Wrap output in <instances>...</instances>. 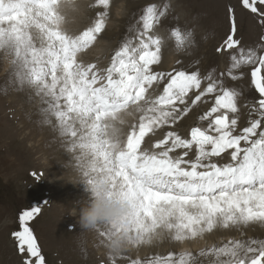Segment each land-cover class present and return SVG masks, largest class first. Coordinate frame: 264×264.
Returning <instances> with one entry per match:
<instances>
[{
  "label": "snow or ice",
  "instance_id": "snow-or-ice-1",
  "mask_svg": "<svg viewBox=\"0 0 264 264\" xmlns=\"http://www.w3.org/2000/svg\"><path fill=\"white\" fill-rule=\"evenodd\" d=\"M111 3L94 0L89 7L102 10L73 34L65 27L66 10H76V0H0V61L10 68V82L39 98L46 122L54 119L69 151L79 153L88 183L102 176L131 204L127 226L100 227L111 264H264V239L233 236L206 242L220 231L243 237L245 229L264 226V43L242 45L230 7V31L216 49L230 53L226 74L158 70L166 39L177 51H187L194 38L179 25L167 38L159 35L171 5L149 2L107 67L85 63L80 55L105 32ZM242 6L264 25V0H242ZM249 66V91L256 95L244 107L255 118L241 129L243 91L225 87L223 77L241 80ZM209 96L212 106L187 138L175 130L156 138ZM31 175L37 181L43 177L35 171ZM41 211L22 210L19 227L11 233L23 264H47L31 227ZM117 237L124 241L121 246L114 243ZM165 241L180 246L204 241L205 246L143 260L124 255Z\"/></svg>",
  "mask_w": 264,
  "mask_h": 264
},
{
  "label": "rangeland",
  "instance_id": "rangeland-1",
  "mask_svg": "<svg viewBox=\"0 0 264 264\" xmlns=\"http://www.w3.org/2000/svg\"><path fill=\"white\" fill-rule=\"evenodd\" d=\"M93 2L94 0H76L80 5L77 10L69 9L73 16L69 17L72 20L65 25L71 28L69 32L79 34L92 23L97 11L102 10L89 7ZM149 2L171 5L170 14L158 30L159 35L167 38L171 28L179 25L191 30L194 38V44L187 51H177L174 42L166 39L162 63L158 70L171 71L173 68L199 70L202 77L209 73H214L215 76H219L221 72L226 74L231 64L230 53H217L216 49L230 31L228 12L230 7L235 10L242 45L247 49L257 48L264 43L261 39L264 37V25L259 23L256 14L242 6V0H112L107 28L93 45L102 47L105 51L98 54V60H89L88 63L96 62L100 65L101 62L100 67H107L115 50L120 47L125 37L131 35L129 29L136 23L142 9ZM117 7L121 14L119 17L115 14ZM177 61H180V64H177ZM169 62L172 63L171 66L167 65ZM250 71V66L244 68L245 75L241 80L233 81L227 75L223 77L225 87L243 91L239 114L241 129L248 125L250 119L255 118L254 114L249 115L250 109L244 107L256 95L249 91ZM10 79V68L0 61V264H23L24 257L18 253L11 233L19 227V213L29 207L42 209L31 223V227L38 238L47 264H111L110 250L101 242L103 238L99 235L100 228L94 231L83 230L78 223L80 217L69 215V209L78 208L80 211L84 207L83 201L79 202L70 196L73 194L71 186L76 187L74 185L76 183L66 179V177L77 179L82 175L77 160L79 153L73 152L76 163L72 166L67 168L68 162L65 163L64 159L61 163L59 151H67L70 156L72 152L69 151L66 138L61 137L55 126L56 121L53 119L52 123H47L41 114L40 109L43 105L38 102L39 99L31 90H18ZM206 84L207 81L203 86ZM205 99L207 103L199 102L193 106L192 111L179 121L174 129H161L157 137L162 138L166 131L175 130L187 138L190 127L200 124L199 117L212 106L214 98L209 96ZM129 122L134 121L129 118ZM48 126H51L50 131L46 130ZM61 165L63 169H60ZM34 171L43 173L41 180L37 181L32 177L31 173ZM49 175L55 176L57 183H50ZM244 232L245 235L240 237L235 231H220L207 237L206 242L216 243L221 237L233 236L264 239V226L255 225ZM203 246L205 242L201 241L198 248L192 251H199ZM143 250H146L145 255L139 257L134 254L136 250H130L124 255L143 260L155 254L166 255L169 251L178 252L181 249L178 245L165 241L142 246L137 251ZM104 252L108 257L103 255ZM118 264H127V261H118Z\"/></svg>",
  "mask_w": 264,
  "mask_h": 264
},
{
  "label": "clouds",
  "instance_id": "clouds-1",
  "mask_svg": "<svg viewBox=\"0 0 264 264\" xmlns=\"http://www.w3.org/2000/svg\"><path fill=\"white\" fill-rule=\"evenodd\" d=\"M66 179L72 183L85 184L92 195L90 202L79 212L78 223L81 229L94 231L108 224L127 226L125 220L132 212L131 204L119 197L118 189L114 190L109 181L101 176L97 177L94 183H88L83 174L79 179L73 177H66ZM69 210V215L77 214L76 209ZM114 243L121 246L124 241L122 237H117Z\"/></svg>",
  "mask_w": 264,
  "mask_h": 264
},
{
  "label": "bare ground",
  "instance_id": "bare-ground-1",
  "mask_svg": "<svg viewBox=\"0 0 264 264\" xmlns=\"http://www.w3.org/2000/svg\"><path fill=\"white\" fill-rule=\"evenodd\" d=\"M81 3H83V1L81 2ZM77 4V3H76ZM80 5V4H79ZM79 5L77 4V6L79 7ZM77 7V8H78ZM80 9H81V6H80ZM77 10V9H76ZM66 12H67V17H68V21H71L72 19H69V17L72 15L73 16V14H71L72 12H71V10H66ZM75 12V11H74ZM79 12V11H78ZM76 14V13H75ZM115 14H116V16H120L121 14H120V10H119V7H117L116 9H115ZM78 15V14H77ZM79 16V15H78ZM117 17V18H118ZM74 18H76V17H74ZM73 18V19H74ZM76 21H78V19L76 20ZM70 23V22H69ZM76 23V22H75ZM79 24V23H78ZM72 26V25H71ZM67 29H68V31L71 29L70 27H66ZM82 28V27H81ZM175 49V48H174ZM105 50L101 47H99V46H97V47H92L90 50H88V52H86V53H84V54H81L80 55V58L85 62V63H88V61L89 60H98L99 59V57H98V54H100L101 52H104ZM166 52V51H165ZM168 52V51H167ZM172 52V50L170 51V53ZM175 53V52H174ZM105 54V53H104ZM167 55V54H166ZM165 55V56H166ZM164 56V57H165ZM167 58V57H166ZM165 58V59H166ZM101 61V60H100ZM165 61H167V59L165 60ZM93 62V61H92ZM172 62V61H171ZM89 63H91V62H89ZM96 63V62H95ZM172 64V63H171ZM171 64H170V62H169V64H167V65H169V66H171ZM99 66H101V62H100V65ZM168 66V67H169ZM20 94V93H19ZM18 95V94H17ZM19 97H20V95H19ZM18 97V98H19ZM17 98V97H16ZM20 99V98H19ZM39 99V98H38ZM17 101V100H16ZM38 101V100H37ZM39 102V101H38ZM15 103V102H14ZM39 105H40V103H39ZM23 109V108H22ZM21 109V110H22ZM38 113H39V111H38ZM22 114V113H21ZM19 117V116H18ZM51 125V124H50ZM35 127V126H34ZM49 128H51V126H48V129H46L47 131L49 130ZM30 131V130H29ZM45 131V130H44ZM47 131H45V132H47ZM50 131V130H49ZM45 134V133H44ZM35 136V135H34ZM163 136V135H162ZM39 137V136H38ZM44 137V136H43ZM157 138H159V137H157ZM32 139H33V137H32ZM40 140V139H39ZM38 141V140H37ZM44 142V141H43ZM41 143V142H40ZM67 144V146H68V143H66ZM59 153H60V156H59V158H62V162L61 163H63V159L65 160L64 162L65 163H67V168L68 167H70V166H72L74 163H76V159H75V155H74V153L72 152L71 153V156L70 155H68L69 153H67V151H63V152H60L59 151ZM60 169H63V167H62V165L60 166ZM66 169V168H65ZM57 170V169H56ZM50 179H49V181H50V183H57V179H56V177L55 176H52V177H50V175L48 176ZM77 179H79V178H77ZM74 185H76V187H74L73 188V186H71L72 188L71 189H73V194L72 195H70V196H73V197H75L74 199H76L77 201H79V202H81V201H83V205L85 206L87 203H89L90 202V200H91V198H92V195H91V193L87 190V188H86V185L85 184H83V183H76V184H74ZM71 198V197H70ZM67 203V202H66ZM59 205H61V204H59ZM83 208V207H82ZM74 209H76V212H77V214H76V216H79V210H78V208H74ZM73 216V215H72ZM57 228V227H56ZM100 239H102V238H100ZM201 242V241H200ZM200 242H195V243H188V244H185V245H183V246H180V245H178V247L182 250V248H188V249H190V250H196L197 248H198V246L200 245ZM148 250V249H147ZM146 250H143V251H135L134 252V254L136 255V256H142V255H145V252ZM106 254V252H104L103 253V255L105 256V257H108L107 256V254Z\"/></svg>",
  "mask_w": 264,
  "mask_h": 264
},
{
  "label": "water",
  "instance_id": "water-1",
  "mask_svg": "<svg viewBox=\"0 0 264 264\" xmlns=\"http://www.w3.org/2000/svg\"><path fill=\"white\" fill-rule=\"evenodd\" d=\"M194 126H197V124H194V125H192V126L190 127V129H189V131H188V134L190 133L191 128L194 127Z\"/></svg>",
  "mask_w": 264,
  "mask_h": 264
}]
</instances>
